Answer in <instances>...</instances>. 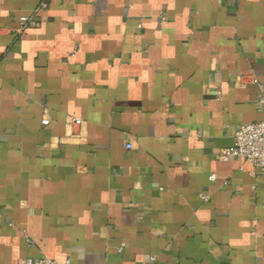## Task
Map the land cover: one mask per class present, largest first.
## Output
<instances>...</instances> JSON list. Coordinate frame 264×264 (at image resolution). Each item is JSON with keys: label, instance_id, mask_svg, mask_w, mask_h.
<instances>
[{"label": "crops", "instance_id": "crops-1", "mask_svg": "<svg viewBox=\"0 0 264 264\" xmlns=\"http://www.w3.org/2000/svg\"><path fill=\"white\" fill-rule=\"evenodd\" d=\"M260 83L264 0H0V264H264Z\"/></svg>", "mask_w": 264, "mask_h": 264}, {"label": "built area", "instance_id": "built-area-1", "mask_svg": "<svg viewBox=\"0 0 264 264\" xmlns=\"http://www.w3.org/2000/svg\"><path fill=\"white\" fill-rule=\"evenodd\" d=\"M46 7V2L40 3L39 7L28 16L20 18V26L15 31L17 34L23 33L25 30L37 27L39 22L37 21V13ZM258 94L256 103L259 111L262 114V120L246 125L240 126L233 137V145L231 147L222 149L219 152V158L221 160H227L230 157H239L248 163H250L256 171L264 176V85L258 84ZM43 124L48 123L47 119H43ZM75 125H80V119H74L72 121ZM127 149H130V145H127ZM211 179L214 176L210 177ZM155 258L151 257L150 262H154ZM21 264H57L55 261L46 257L40 259H25ZM63 264H71L69 260H66Z\"/></svg>", "mask_w": 264, "mask_h": 264}]
</instances>
